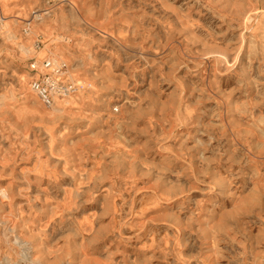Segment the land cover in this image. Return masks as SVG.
Wrapping results in <instances>:
<instances>
[{
	"label": "rangeland",
	"instance_id": "rangeland-1",
	"mask_svg": "<svg viewBox=\"0 0 264 264\" xmlns=\"http://www.w3.org/2000/svg\"><path fill=\"white\" fill-rule=\"evenodd\" d=\"M0 264H264V0H0Z\"/></svg>",
	"mask_w": 264,
	"mask_h": 264
},
{
	"label": "built area",
	"instance_id": "built-area-1",
	"mask_svg": "<svg viewBox=\"0 0 264 264\" xmlns=\"http://www.w3.org/2000/svg\"><path fill=\"white\" fill-rule=\"evenodd\" d=\"M35 68V67H34ZM41 74H34L28 89L44 108H52L56 100L76 93L81 86L62 84L61 78L68 72V64L61 59L47 58L41 63Z\"/></svg>",
	"mask_w": 264,
	"mask_h": 264
},
{
	"label": "bare ground",
	"instance_id": "bare-ground-1",
	"mask_svg": "<svg viewBox=\"0 0 264 264\" xmlns=\"http://www.w3.org/2000/svg\"><path fill=\"white\" fill-rule=\"evenodd\" d=\"M249 10H250V9H249ZM3 17H4V16H3ZM28 21H29V20H28ZM25 47H27V46H25ZM21 80H22V79H21ZM22 84H23V83H22ZM26 99H28V100H27V103H28V104L33 105V101H32V99H31L29 96H27ZM31 105H30V106H31ZM34 107H35V106H34ZM35 109H36V108H35ZM33 111H34V109H33ZM32 113H33V112H32ZM85 113H86V112H85ZM42 114H43V113H42ZM44 116H45V115H44ZM180 126H181V125H180ZM65 137H66V136H65ZM90 145H91V144H90ZM90 145H89V146H90ZM93 147H94V146H93ZM89 148H90V147H89Z\"/></svg>",
	"mask_w": 264,
	"mask_h": 264
}]
</instances>
